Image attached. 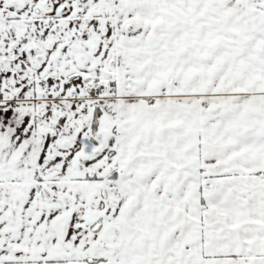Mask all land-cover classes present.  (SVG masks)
<instances>
[{"label":"snow or ice","instance_id":"6c2138e0","mask_svg":"<svg viewBox=\"0 0 264 264\" xmlns=\"http://www.w3.org/2000/svg\"><path fill=\"white\" fill-rule=\"evenodd\" d=\"M0 264H264V0H0Z\"/></svg>","mask_w":264,"mask_h":264}]
</instances>
